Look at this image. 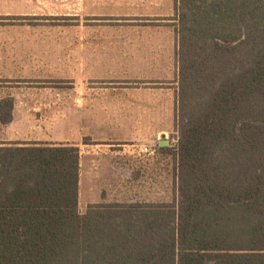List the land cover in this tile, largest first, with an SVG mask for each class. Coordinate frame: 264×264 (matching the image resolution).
Segmentation results:
<instances>
[{
  "label": "trees",
  "instance_id": "trees-1",
  "mask_svg": "<svg viewBox=\"0 0 264 264\" xmlns=\"http://www.w3.org/2000/svg\"><path fill=\"white\" fill-rule=\"evenodd\" d=\"M175 11L178 204L81 214L77 147L0 146V264H264V0Z\"/></svg>",
  "mask_w": 264,
  "mask_h": 264
},
{
  "label": "rangeland",
  "instance_id": "rangeland-1",
  "mask_svg": "<svg viewBox=\"0 0 264 264\" xmlns=\"http://www.w3.org/2000/svg\"><path fill=\"white\" fill-rule=\"evenodd\" d=\"M140 7L0 0V102L10 100L12 116L0 123V146L91 143L89 130L129 129L130 158L82 177L81 214L102 195L104 203L179 201L177 13L140 17Z\"/></svg>",
  "mask_w": 264,
  "mask_h": 264
},
{
  "label": "crops",
  "instance_id": "crops-1",
  "mask_svg": "<svg viewBox=\"0 0 264 264\" xmlns=\"http://www.w3.org/2000/svg\"><path fill=\"white\" fill-rule=\"evenodd\" d=\"M119 1H131L141 3L142 9L137 14L140 17L149 18H166L170 17L175 11L176 0H119ZM176 12V11H175ZM84 136L91 137L93 140L91 143L84 141L73 144H63L77 147L80 151V183H79V202L82 199V177L93 178L96 177L98 172H101L105 163L109 162L113 158L124 160L130 158L131 145H128L130 138L129 129L121 126L109 127V128H96L89 130ZM19 146H27L17 144ZM59 146V145H53ZM138 147L142 148L143 146ZM97 166L98 170L94 167ZM97 172V173H96ZM104 175V174H103ZM89 197H91L89 195ZM104 195L97 199V202H91V205L96 204H113L104 203ZM102 202V203H101ZM119 203V202H115ZM130 204V203H126ZM90 205V206H91ZM89 206V207H90Z\"/></svg>",
  "mask_w": 264,
  "mask_h": 264
},
{
  "label": "built area",
  "instance_id": "built-area-1",
  "mask_svg": "<svg viewBox=\"0 0 264 264\" xmlns=\"http://www.w3.org/2000/svg\"><path fill=\"white\" fill-rule=\"evenodd\" d=\"M141 152H143V153H147V152H150V151H149V149H147V148H142V149H141ZM153 154H154V152H153Z\"/></svg>",
  "mask_w": 264,
  "mask_h": 264
}]
</instances>
